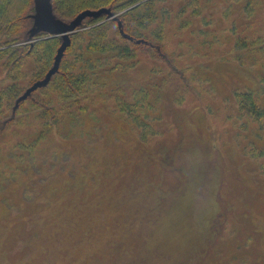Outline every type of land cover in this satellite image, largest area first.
I'll return each mask as SVG.
<instances>
[{"label": "rangeland", "instance_id": "obj_1", "mask_svg": "<svg viewBox=\"0 0 264 264\" xmlns=\"http://www.w3.org/2000/svg\"><path fill=\"white\" fill-rule=\"evenodd\" d=\"M118 2L100 0L95 8L81 4L63 16L53 0H31L26 39L11 38L7 47L24 55L30 42L46 37H59L63 44L98 18L110 35L128 38ZM158 6L167 13L160 11L143 29L156 42L157 56L138 52L132 67L108 69L100 87L89 82L73 103L50 96L49 105L67 114L53 128L50 119L33 116L44 109L39 102L22 113L19 128L2 133L0 183L12 172L20 175L9 190L13 195L0 191V264H264V154L251 152L253 144L264 149L259 116L264 89L257 87L264 81V50L255 52L260 67H254L239 62L234 48L243 34L264 38V0H160ZM163 21L161 34L150 32ZM24 64L23 71L33 66L29 60ZM16 70L10 69L4 84L17 80ZM249 82L255 109L248 103L249 113L241 115L234 91H245ZM140 83L147 85V100L156 107L149 111L159 133L148 143L141 142V132L118 106L122 96L130 98L131 91L144 87ZM187 111L191 118L185 117ZM38 129L44 130L42 141L26 166L68 160L62 152L68 148L89 165L76 167L82 176L69 180L60 171L49 177L51 185H40L35 175L6 162L16 161L11 146L33 140ZM159 157L166 163H157ZM170 162L174 168L167 171ZM48 168L41 167L43 174ZM4 195L8 203L14 197L18 208L4 206Z\"/></svg>", "mask_w": 264, "mask_h": 264}, {"label": "trees", "instance_id": "obj_2", "mask_svg": "<svg viewBox=\"0 0 264 264\" xmlns=\"http://www.w3.org/2000/svg\"><path fill=\"white\" fill-rule=\"evenodd\" d=\"M159 1L160 0H119V10L122 9L124 11V27L129 39L126 38L127 35L123 39L118 32H114L115 34L113 33V35H110L106 30V23L98 18L99 20H92L85 25L82 31L73 33V36L69 40L66 39L63 44L60 43V38L56 36L46 37L44 39L38 38L39 40L28 44L29 48L25 50L23 53L24 55H22L17 52V49H13L10 46L7 47V45L11 44V42H9L11 38L19 41L26 39L23 35L27 33L23 31L26 29L25 25L28 19L26 15L30 14V11L27 12V10L31 9V0H0V58L3 57V59H5L2 63L3 65L0 64L2 66L1 70H3V68L5 69L3 77L0 78V140L3 132L12 128H19V123L23 124L25 119H21V116L27 108L29 109L30 107L35 110L34 107L38 106L39 102H42L44 109H39V113L33 116L42 119V121L50 119L49 123L53 128V124L60 123L61 118L67 116V114L57 110L56 106L49 105L51 101V99H49L50 96H65L73 103L74 96L78 97L80 94L85 93V91H82L86 89L89 82L96 83L97 86L100 87L101 78L110 76L107 71L108 69L112 70L117 67L116 65L121 66L123 64L127 65L128 63L130 67H132V65L135 64L134 59L139 55L138 52H152L157 56L159 53L153 46V43L156 42H153L154 40L152 37L145 34V30L143 29L152 25V22L159 17L160 11V15L167 13L166 10H164L165 7L158 6ZM81 4H83V7L93 6V8H95L100 6V0H53L52 3L55 11V6H58L59 10H64L66 12L60 14L63 16L74 14L79 7L78 5L81 6ZM181 10L180 7L177 8L178 13H180ZM137 13H141L138 14L140 16H137ZM131 15H136L137 18L135 21L132 20ZM163 23L164 21L150 28V32L153 34H161L164 28ZM132 35L145 39L147 42L134 44L131 39ZM243 35H239L243 37L235 38V58L239 59V62H247L251 64V66L260 67L258 59L254 57L256 56L255 52L260 54L263 52L264 38L256 36L248 39L245 36L246 34ZM60 45L63 46L61 50L58 48ZM82 52H90V56H85ZM27 60L32 61L33 66L28 65L25 71H23L19 67L25 65L24 63ZM10 69H17L15 72H18L20 76L17 78L16 74L13 73L12 76L15 80L17 78V80L7 86L3 82L7 79V76L9 77L13 72L10 71ZM262 78L264 79V75ZM24 79H27V81L23 82ZM260 79L258 74L257 80L261 81ZM123 82H126V80L120 81V83ZM250 82L245 84V91H234L238 111L241 115L244 114V112L249 113L248 103L251 109H255V93L250 89L252 88ZM261 83L257 84V87L264 89V81ZM139 85L144 84L140 83ZM146 86L147 85H144V87H138L136 91H131V97L134 99L122 96L118 101L119 110L121 112L125 111L124 115H126L125 118L127 122H131V127L141 132L140 138L142 143H148L159 133L152 123L155 117H151L152 111L149 110H151L152 107H156L147 100L150 96L147 94L148 92H146V90H143ZM134 88L136 87L132 86L131 90ZM257 91L260 92L259 89H257ZM196 97L202 96L196 95ZM197 101L200 102L199 100ZM77 103L79 104L80 102ZM209 104L210 103H208V106ZM64 106L70 108L67 103H65ZM81 107L82 106H80V108ZM143 107L147 110L145 111ZM196 109L197 107L193 108V110ZM261 109L259 116L264 118V109L263 107H261ZM187 112L188 115H185V117H188L189 113L192 114L191 111ZM157 117L162 119V115ZM188 118L191 117L189 116ZM255 119L259 122L258 116H256ZM160 133H162V135L165 134L162 129H160ZM13 134L19 136L15 131H13ZM43 134L44 130L38 129L36 137L33 140L26 142L20 140L16 141L15 144L11 146L13 151L12 158L16 161H13V163L6 162L15 168L23 167L27 174L35 175V180L40 183V185H51L53 178L50 179L49 177L58 174L60 171L67 176L69 180L77 178V176H82V173L76 171V167L81 164V161L75 157L72 150L68 148L64 149L63 147L62 149L64 150L62 152L65 155L68 154V160L63 158L64 161L59 163L57 160L49 161L43 159L35 164L31 163V166H26L25 159H27V156L36 153V146L42 141ZM239 134L241 133L237 135ZM167 135L169 134H166L165 137ZM12 136L13 135L10 137ZM253 137L260 141L256 136ZM98 140L99 139L96 138L95 142ZM253 151H255L256 154H264V149L257 148L254 144L251 146V152ZM176 158L175 156V159ZM73 159H75L76 162ZM82 162L81 165L83 167L88 166L89 168L88 164L85 163V165H83L84 161ZM156 162L163 164L166 163V159H164V157L163 159L159 157V160L156 158ZM170 164L171 165L166 164L167 168L165 167V169L167 171H171L170 168L172 167L174 168L173 162H170ZM46 165L49 167V173L43 174ZM41 167L44 168V172H42ZM11 174L12 176L9 177L7 181L4 180L0 183V191L2 193L9 192L11 187L18 180V175H20H16L15 172ZM21 175L25 174L21 173ZM26 193H29V191ZM8 195L13 194L10 191ZM5 197V199L1 200L6 204L4 206L8 209L18 208L13 205L14 197L11 198L12 203H8L7 200L9 197Z\"/></svg>", "mask_w": 264, "mask_h": 264}]
</instances>
